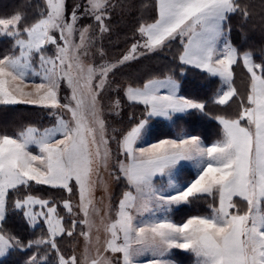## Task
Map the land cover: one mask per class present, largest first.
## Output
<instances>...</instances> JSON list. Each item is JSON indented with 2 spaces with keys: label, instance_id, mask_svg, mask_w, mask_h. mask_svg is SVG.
<instances>
[{
  "label": "snow or ice",
  "instance_id": "obj_1",
  "mask_svg": "<svg viewBox=\"0 0 264 264\" xmlns=\"http://www.w3.org/2000/svg\"><path fill=\"white\" fill-rule=\"evenodd\" d=\"M129 7L126 0H81L69 10L67 0H27L23 10L0 18V38L11 41L0 54V106L32 105L54 118L48 127L0 131V258L31 250L25 264H177L171 254L182 250L194 264H264V62L232 43L230 24L234 16L247 21L251 5L153 0L156 15L137 22L139 39L119 58L106 59L99 41L111 32L117 10ZM260 8L264 20V0ZM83 19L92 23L81 24ZM177 40L180 72L191 66L218 77L212 103L238 105L235 115L213 117L221 133L211 144L187 132L150 138L153 119L172 121L193 111L208 115L204 101L180 94L172 70L115 79L133 61L170 49ZM238 65L249 74L245 95L235 86ZM62 84L69 90L63 97ZM109 93L117 94L107 106L111 114L119 116L127 104L142 106L141 117L130 112L128 128L110 130L103 102ZM178 166H190L193 178L177 182ZM102 171L124 185L115 209ZM157 177L167 182L158 185ZM35 186L63 195H39ZM98 189L107 201L103 209L97 206ZM200 201H210L206 212L181 222L171 218L174 209ZM10 210L33 229L46 226L44 234L21 239L7 232ZM79 239L80 257L75 249L62 251L65 240Z\"/></svg>",
  "mask_w": 264,
  "mask_h": 264
},
{
  "label": "trees",
  "instance_id": "obj_2",
  "mask_svg": "<svg viewBox=\"0 0 264 264\" xmlns=\"http://www.w3.org/2000/svg\"><path fill=\"white\" fill-rule=\"evenodd\" d=\"M35 2V0H33ZM27 0H0V16L2 14L13 11L23 10ZM126 3L132 7L120 10L119 22L120 31L117 33L116 40L126 36H135L136 21L141 20L140 15H149L152 8V0H135L132 4L131 0H126ZM251 5V16L247 21L240 16H234L230 20L231 24V39L232 43L241 51L251 50L257 62H264V20L261 19L260 0H248ZM142 4H147L148 7H141ZM31 16V12H29ZM10 40L0 41V54L7 52L10 48ZM124 42V40H123ZM1 43H5L2 45ZM118 46V47H117ZM122 44L119 43L114 47V51L121 49ZM181 50L179 41H173L170 49H165L161 54L152 53L150 56L140 58L138 61L132 62L130 66L123 68L120 75L123 77L143 79L145 74L153 73L160 75L168 73L172 70L175 78L180 82V94L202 100L206 103V112L204 115L199 112H191L189 114L175 118L172 122L153 119L151 121L152 140L162 138H173L178 132H187L199 135L207 144H211L214 140L220 137L221 130L213 117L219 114L235 115L238 105L232 104L231 107L217 106L212 103V97L220 87L218 79L209 76L208 74L199 71L195 68L186 67L183 73L179 70V61L175 59L177 53ZM123 71V72H122ZM235 86L241 95H245L249 87V75L244 71L243 67L238 65L234 68ZM137 74V75H136ZM128 76V77H127ZM124 116L128 119V114L131 112L139 119L143 113L142 106L129 108L125 104ZM50 120L47 111L31 105H14L0 106V131L9 133L18 130L22 125L35 124L38 127H47ZM129 120V119H128ZM130 122V121H128ZM131 123V122H130ZM37 193V189H33ZM210 201H200L194 206H181L175 209L171 217L176 222H181L188 216L198 212L207 211V205ZM7 223V224H6ZM7 232L14 234L21 239H33L35 236H41L44 231L33 230L30 228L24 217L16 211H9L7 220L4 224ZM23 254V253H22ZM175 256L182 264L193 263L191 254L177 251ZM2 264H19L13 257H9Z\"/></svg>",
  "mask_w": 264,
  "mask_h": 264
},
{
  "label": "rangeland",
  "instance_id": "obj_3",
  "mask_svg": "<svg viewBox=\"0 0 264 264\" xmlns=\"http://www.w3.org/2000/svg\"><path fill=\"white\" fill-rule=\"evenodd\" d=\"M80 2H81V0H67L68 9L71 10V8L73 7L74 4L80 3ZM131 3L134 4L135 0H131ZM143 9H145V7ZM13 12L15 13V11H13ZM119 12H120V10L118 9L117 10V14L113 15V18H112V21H111V25H112L111 32L105 34V36L102 38V40L99 41V44L102 45V47L104 49V52L106 53V57L105 58L109 59V60H115V59L119 58L122 54H124L127 51V49L130 47V45L133 42H135L136 39H139V37L135 35L133 37V39H132V36L131 37L130 36H126V37H124L122 39H119V40L117 39L116 40V37H117L116 35L121 29L120 25L118 24L119 19H120ZM14 13L11 12L10 14H8V13L2 14V16H0V18L10 17ZM155 15H156V13H155V11H154V9L152 7L151 10H150V14L149 15H147V14L143 15L142 14V15H140L139 18L151 21V19ZM80 23L81 24H91L92 21H91V19H83V20L80 21ZM135 25L137 26V21H136ZM2 40H8V39L0 38V41H2ZM123 40H124V42H123ZM119 43L122 44V46H121L122 48L121 49H117L116 51H114L113 48L116 47V45L119 44ZM1 44L4 45L5 43H1ZM161 53L162 52H157L155 54H161ZM150 55H152V53L148 54L147 56H150ZM144 57H146V56H143L141 58H144ZM133 62H135V61H133ZM120 72H121V70L116 73L115 79L117 81H121L122 82V81L130 79V77H128V76H127L128 78L121 76ZM68 94H69V90L62 84L61 85V96L63 97V96L68 95ZM116 95L117 94H115V93H109V95L104 98L103 102L105 104V119L108 122L110 130L113 127L117 128V129H120V130H124V129L128 128L129 125H130V122H128L129 120L124 116V109L126 108L125 104H124V109L120 113L119 116H115V115L111 114L110 111L108 110V107H107L110 104L111 100L114 99ZM119 95H120V98H121L122 103H123V94L119 93ZM49 118H50V120L48 121L49 123L47 124V127L50 126L54 122V118H52V117H49ZM112 147H113V150L115 151V147H116L115 144H113ZM31 150L34 152V154L37 152V150L35 149L34 146H33V148ZM101 175H102V179L103 180H107L111 184V193H112L111 203H112L113 209H115V207H116V205H117V203L119 201L120 194H121L122 190H124V185H123L122 182L121 183H116V182L112 181L111 178L108 176L107 172L102 171ZM163 183H166V182H163ZM160 184H162V182L158 183V185H160ZM34 189L35 190L37 189V193L36 194L47 195V196H50L51 198H54V199H59L60 196L63 195V193L52 192L46 186H35ZM103 195H104L103 191L101 189H98L97 192H96L97 206L99 208H102V209L104 208L105 204L107 203L106 200H104V201L101 200ZM72 199H73V203L75 204L77 202V197L74 195L72 197ZM58 210L60 211V214L62 216H65V221H67L68 217L65 215L64 209L62 207H59ZM19 214L22 215L20 212H19ZM24 219L27 222L26 218H24ZM30 228L33 229L31 226H30ZM45 228H46V226H43V227H37L36 229H33V230L40 229V231L41 230L45 231ZM96 235H97V233L94 231L93 232V242L89 246V255L91 257H95V255H96V248H97V245H96V242H95ZM99 235H100V245H99V247H100L101 251H103V241H104V233H103V231H101L99 233ZM36 237L37 236H35L34 238H36ZM61 248H62V251H64L66 254L71 252L72 249H75V252H76L77 256L80 257L83 254V252H84V242H83V239H79L78 242L77 241H72V240H65L61 244ZM177 251L178 250H176V252ZM32 254L33 253H32L31 250H29V251H14V252H10L7 256H5L3 258H0V264L4 263L5 260L8 259L10 256L13 257L15 259V261H18L19 264H25V261L28 260V258ZM141 259H144V258H141ZM192 264H194V261H193Z\"/></svg>",
  "mask_w": 264,
  "mask_h": 264
},
{
  "label": "crops",
  "instance_id": "obj_4",
  "mask_svg": "<svg viewBox=\"0 0 264 264\" xmlns=\"http://www.w3.org/2000/svg\"><path fill=\"white\" fill-rule=\"evenodd\" d=\"M188 67H191V66H188ZM192 68V67H191ZM244 69V68H243ZM197 70H199V69H197ZM199 71H202V70H199ZM244 71L246 72V70L244 69ZM202 72H204V71H202ZM204 73H206V72H204ZM247 73V72H246ZM207 74V73H206ZM248 74V73H247ZM249 75V74H248ZM214 78H216V79H218L219 80V78L218 77H214ZM219 82H220V80H219ZM221 83V82H220ZM220 88V87H219ZM183 115H186V114H177V116H174L173 117V120L175 119V118H177V117H180V116H183ZM156 120H163V121H166V122H172V121H167V120H165V119H163V118H156ZM217 122V121H216ZM217 124H218V127L220 128V125H219V123L217 122ZM220 130H221V128H220ZM205 142V141H204ZM207 144V143H206ZM182 163H185V162H182ZM175 178H176V180H177V182H180V183H183L184 181H187V180H190V179H192L193 177H192V168L190 167V166H187V167H179L178 166V170H177V172H176V175H175ZM163 183V182H167V177H164V178H161V177H157L156 178V180H155V183ZM175 210V209H174ZM173 210V211H174ZM172 214V213H171ZM170 214V215H171ZM172 218V217H171ZM173 219V218H172ZM174 220V219H173ZM178 251H182V250H178ZM175 252H176V250H173V252H172V254H171V259H173L174 261H176L177 262V264H182L180 261H179V259L175 256ZM184 252V251H183ZM193 261H194V258H193ZM192 264V263H191Z\"/></svg>",
  "mask_w": 264,
  "mask_h": 264
}]
</instances>
